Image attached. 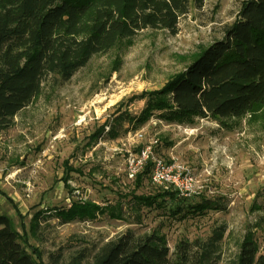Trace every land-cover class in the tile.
<instances>
[{"label":"rangeland","instance_id":"obj_1","mask_svg":"<svg viewBox=\"0 0 264 264\" xmlns=\"http://www.w3.org/2000/svg\"><path fill=\"white\" fill-rule=\"evenodd\" d=\"M245 1L205 0L201 8L191 2L176 35L145 30L92 57L68 83L45 82L41 96L0 131V213L13 220L23 244L39 251L42 264H89L103 243L128 230L161 233L173 252L179 241L208 239L224 226L223 263L247 234L264 254V108L227 121L228 128L207 118L183 126L152 118L137 129L124 124L120 131L128 132L112 140L106 134L93 139L120 103L161 89L201 49L223 39ZM145 102L124 110L139 116ZM144 146L191 171L194 204L204 198L221 209L180 219L171 202L158 209L134 200L159 193L150 178L137 189L126 172L129 154ZM87 199L122 218L105 212L61 224L55 217L54 210Z\"/></svg>","mask_w":264,"mask_h":264},{"label":"trees","instance_id":"obj_2","mask_svg":"<svg viewBox=\"0 0 264 264\" xmlns=\"http://www.w3.org/2000/svg\"><path fill=\"white\" fill-rule=\"evenodd\" d=\"M191 2L201 8L205 0H0V131L11 128L14 117L41 96L45 82L68 83L92 57L130 42L145 30L176 35ZM240 10L239 19L226 28L223 39L201 49L161 89L120 103L93 139L106 134L112 140L128 132L120 131L124 124L137 129L152 118L181 126L207 118L228 128L227 121L262 110L264 0L245 1ZM142 100L146 102L139 116L124 110L128 103ZM151 169L149 162L134 179L137 189L150 178ZM158 190L156 195H134L133 199L158 209L171 202L175 204L172 216L180 219L221 209L208 199L194 204L193 197L186 200L174 191ZM114 210L87 199L54 212L61 224H69L93 221L105 212L122 218ZM225 232L226 227L220 226L208 239L181 240L171 252L165 235L128 230L103 243L89 264H264V254L259 253L252 234L223 263L220 243ZM0 264H42L39 251L22 243L13 220L3 213Z\"/></svg>","mask_w":264,"mask_h":264},{"label":"built area","instance_id":"obj_3","mask_svg":"<svg viewBox=\"0 0 264 264\" xmlns=\"http://www.w3.org/2000/svg\"><path fill=\"white\" fill-rule=\"evenodd\" d=\"M149 162L152 163L150 180L154 186L174 191L182 199L188 200L194 196L197 185L191 171L176 160L166 163L157 158L151 146H144L137 153L129 154L126 169L129 179L134 180Z\"/></svg>","mask_w":264,"mask_h":264}]
</instances>
